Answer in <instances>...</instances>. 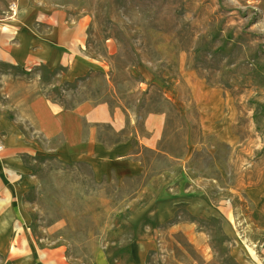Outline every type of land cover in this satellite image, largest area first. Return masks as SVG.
<instances>
[{"label": "rangeland", "instance_id": "rangeland-1", "mask_svg": "<svg viewBox=\"0 0 264 264\" xmlns=\"http://www.w3.org/2000/svg\"><path fill=\"white\" fill-rule=\"evenodd\" d=\"M45 1L87 18L85 51L101 65L69 85L34 72L49 100L66 109L108 103L139 128L145 116L163 113L167 124L158 151L139 149L141 175L97 179L88 165L57 158L61 138L47 140L20 121L0 90V115L30 141L21 150L28 169L21 189L36 249L87 264L106 251L124 263L126 242L152 225L161 190L191 183L206 213L194 218L182 205L178 214L206 234L209 257L165 229L147 263L264 264V0ZM104 138L117 141L108 129ZM144 210L150 218L132 225ZM0 264H10L1 253Z\"/></svg>", "mask_w": 264, "mask_h": 264}, {"label": "crops", "instance_id": "crops-1", "mask_svg": "<svg viewBox=\"0 0 264 264\" xmlns=\"http://www.w3.org/2000/svg\"><path fill=\"white\" fill-rule=\"evenodd\" d=\"M88 24L85 16L74 19L66 7L45 0H0V66L29 72L27 78L0 72V90L20 121L47 140L61 138L62 144L54 150L57 158L88 165L97 179L122 181L143 173L139 149L158 151L167 115L149 114L139 128L135 118L108 103L85 101L66 109L49 100L42 91L41 77L34 73L45 69L56 74L60 84H69L101 71L100 63L92 61L85 51ZM106 129L117 138L115 143L106 142ZM21 138L27 144H17ZM29 144L18 122L0 115V253L10 264H87L71 262L58 250L41 252L32 244L21 189L28 173L21 150ZM167 185L153 202L152 225L143 224L150 218L147 210L130 218L132 225L143 224L144 229L142 235L126 242L124 263L102 251L93 264H148V254L161 242L165 229L183 234L200 254L209 257L206 234L195 221H182L178 214L185 205L192 217H204L207 204L191 183Z\"/></svg>", "mask_w": 264, "mask_h": 264}, {"label": "bare ground", "instance_id": "bare-ground-1", "mask_svg": "<svg viewBox=\"0 0 264 264\" xmlns=\"http://www.w3.org/2000/svg\"><path fill=\"white\" fill-rule=\"evenodd\" d=\"M17 144H27V140L21 138V139L17 142Z\"/></svg>", "mask_w": 264, "mask_h": 264}, {"label": "built area", "instance_id": "built-area-1", "mask_svg": "<svg viewBox=\"0 0 264 264\" xmlns=\"http://www.w3.org/2000/svg\"><path fill=\"white\" fill-rule=\"evenodd\" d=\"M14 7H15V4H12V7H11L12 11H14V10H13Z\"/></svg>", "mask_w": 264, "mask_h": 264}, {"label": "trees", "instance_id": "trees-1", "mask_svg": "<svg viewBox=\"0 0 264 264\" xmlns=\"http://www.w3.org/2000/svg\"><path fill=\"white\" fill-rule=\"evenodd\" d=\"M23 73H26V74H28L27 72H23ZM56 75V74H55ZM41 84H42V79H41ZM66 85H69V84H66ZM43 89V88H42Z\"/></svg>", "mask_w": 264, "mask_h": 264}]
</instances>
